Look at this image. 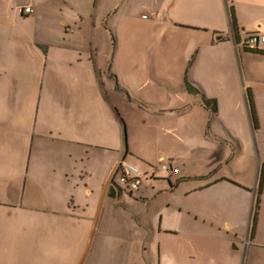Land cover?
I'll return each mask as SVG.
<instances>
[{
  "label": "crops",
  "instance_id": "0c3cea01",
  "mask_svg": "<svg viewBox=\"0 0 264 264\" xmlns=\"http://www.w3.org/2000/svg\"><path fill=\"white\" fill-rule=\"evenodd\" d=\"M85 3L0 5V264H264V0H162L184 53L131 49L129 18Z\"/></svg>",
  "mask_w": 264,
  "mask_h": 264
},
{
  "label": "rangeland",
  "instance_id": "374dc122",
  "mask_svg": "<svg viewBox=\"0 0 264 264\" xmlns=\"http://www.w3.org/2000/svg\"><path fill=\"white\" fill-rule=\"evenodd\" d=\"M11 1L17 2L20 0H0V5H9ZM57 1L58 0H43L49 12H53L56 15H59L54 11V9L57 8ZM161 2L162 0H103L104 4H108L110 6L107 25L109 24L114 30L115 28H119L122 32L126 33V26H124V28L122 29V22L124 20V23H126L127 19L129 18V21H131V26L133 28L132 32H134V38L132 39L133 42L130 47L131 49L137 51L150 50L153 52L170 51L172 49H177L178 51L184 53L185 49L188 48V45L191 42L190 35H192V33L194 32L189 29L181 31L177 28H170V26L166 28V15H163V12L160 13L159 16L161 22L163 23L161 26L163 28L155 26L152 18L155 16L156 11L161 8ZM11 7L12 12H14L15 5H11ZM86 9L87 11H89L88 16L84 13L86 12ZM81 13H84L83 15L88 20H90V18L93 17L95 13L94 21L96 24L101 14V12L98 14V10L94 11V0H86L85 7L82 8ZM117 21H119L118 25L116 24ZM84 22H87L86 24H89V22L86 20ZM178 33L182 35L181 42L174 41ZM139 35L143 38L141 39ZM163 35L165 36V40L161 43ZM124 38H126V35L124 36ZM120 40L122 41V49L126 48V51H128V43L131 40ZM101 48L103 52H108L111 51L114 47L113 43H111L109 39V41H106L105 45H103ZM123 64L126 63L124 62ZM127 65L133 66V63H127ZM150 65L151 67L156 66L159 69L169 67V64L165 65L163 60L159 58V56L152 57L150 59ZM124 72H127L126 67H124ZM147 98L148 100L156 99L157 95L152 91H147Z\"/></svg>",
  "mask_w": 264,
  "mask_h": 264
},
{
  "label": "built area",
  "instance_id": "2783aa9c",
  "mask_svg": "<svg viewBox=\"0 0 264 264\" xmlns=\"http://www.w3.org/2000/svg\"><path fill=\"white\" fill-rule=\"evenodd\" d=\"M22 13L26 15H32L34 10L31 6H26L22 9ZM247 44L249 47L258 49L261 46H264V36L252 35L247 39ZM162 170H170L174 173H178L177 168H173L171 165L162 164L160 167ZM118 171L120 172L119 176L116 179L117 188H127L132 191H136L139 188V182L134 177L138 173L137 168L127 164L126 162H120ZM120 191V190H119Z\"/></svg>",
  "mask_w": 264,
  "mask_h": 264
},
{
  "label": "trees",
  "instance_id": "16d2710c",
  "mask_svg": "<svg viewBox=\"0 0 264 264\" xmlns=\"http://www.w3.org/2000/svg\"><path fill=\"white\" fill-rule=\"evenodd\" d=\"M229 12H230V17L232 19L233 25H234V16H233V6L232 4H229ZM204 105L208 108H210L212 111L215 112V105L212 101L204 99ZM263 183H264V166L261 170L260 173V178H259V183H258V190H257V196L255 199L254 207H253V213H252V228H251V236L254 234L255 231V226H256V220H257V215L260 209V197L262 194V188H263Z\"/></svg>",
  "mask_w": 264,
  "mask_h": 264
},
{
  "label": "water",
  "instance_id": "95a60500",
  "mask_svg": "<svg viewBox=\"0 0 264 264\" xmlns=\"http://www.w3.org/2000/svg\"><path fill=\"white\" fill-rule=\"evenodd\" d=\"M226 34L222 33V34H219V35H216V40L219 41V40H222L224 37H225Z\"/></svg>",
  "mask_w": 264,
  "mask_h": 264
}]
</instances>
